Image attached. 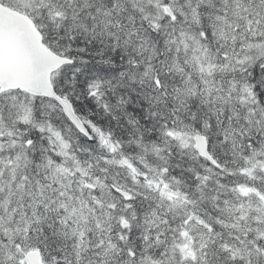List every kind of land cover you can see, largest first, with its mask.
Segmentation results:
<instances>
[{
	"label": "snow or ice",
	"instance_id": "1",
	"mask_svg": "<svg viewBox=\"0 0 264 264\" xmlns=\"http://www.w3.org/2000/svg\"><path fill=\"white\" fill-rule=\"evenodd\" d=\"M0 264H264V0H0Z\"/></svg>",
	"mask_w": 264,
	"mask_h": 264
}]
</instances>
